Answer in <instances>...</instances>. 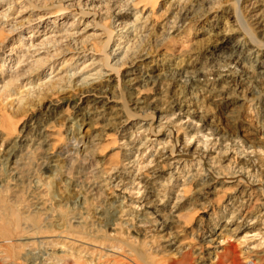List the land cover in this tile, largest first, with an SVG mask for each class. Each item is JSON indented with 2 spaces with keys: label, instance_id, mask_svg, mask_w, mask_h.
Here are the masks:
<instances>
[{
  "label": "rangeland",
  "instance_id": "rangeland-1",
  "mask_svg": "<svg viewBox=\"0 0 264 264\" xmlns=\"http://www.w3.org/2000/svg\"><path fill=\"white\" fill-rule=\"evenodd\" d=\"M138 1L16 0L12 18L18 29L11 34L1 30V22L13 0L0 1V38L5 35L0 53L17 47L21 60L24 49L50 35L47 29L59 12L68 16L58 19V26L74 22L79 33L76 42L63 40L55 57L48 56L53 52L47 45L48 54L35 58L46 63L32 65L27 78H18L0 97V264H264V52L249 54L250 46L244 52L238 48L248 59L245 68L244 62L237 67L239 74L244 79L251 72L256 81L247 86L228 78L229 84L221 83L213 95L201 91L194 103L203 117H172L176 123L164 130L161 125L167 121L157 119L171 96L183 102L189 91L170 81L171 74L207 63L198 75L203 88L205 79L229 75L223 59L245 40L235 24L236 9L264 47V0H158L156 7L148 0L135 7ZM184 8L188 12L177 20ZM20 10L25 13L18 14ZM175 21L180 30L168 35ZM136 27L143 29L139 53L124 61L110 58L126 39L119 40L136 33ZM132 70L140 78L134 99L159 102L135 110L121 86L114 83L115 92L107 87L109 80ZM75 73L81 76L73 77ZM224 93L231 96L223 105L213 102ZM97 94L114 101L111 110L103 108L106 99L88 107L86 102ZM87 110L93 114L87 121L92 125L79 128L81 137L92 143L83 158L75 152L82 146L76 122ZM132 114L140 117L139 124L123 130ZM21 136L35 142L20 146L16 141ZM205 140L212 159L201 161L195 149ZM188 142L194 148L184 153ZM173 151L179 161L200 165L219 183V191L209 198L208 214L186 206L171 215L170 202L160 215L178 242L165 249L156 217L147 210L158 199L148 192L160 193L171 176L160 156ZM11 152L18 164L9 172L3 166ZM249 159L261 168L258 184L231 172L236 163ZM237 182L252 197L243 198L247 207L234 214L236 206L226 207V199ZM138 189L145 193L139 204Z\"/></svg>",
  "mask_w": 264,
  "mask_h": 264
},
{
  "label": "bare ground",
  "instance_id": "bare-ground-1",
  "mask_svg": "<svg viewBox=\"0 0 264 264\" xmlns=\"http://www.w3.org/2000/svg\"><path fill=\"white\" fill-rule=\"evenodd\" d=\"M0 1H3V0H0ZM112 1L118 2V0H112ZM147 1L148 0H139L138 3L135 5V7H137L141 4H145V2H147ZM152 1H154V2L150 3L151 6L156 7L158 4V0H152ZM186 1H188V0H186ZM240 1L241 0H237V4H239ZM15 2H16V0H13V2L11 3L13 5L9 6L7 9H4L5 12L3 11L4 15L2 16V22H1L2 29L1 30L6 31L8 34L14 33L18 29V28H16V24H17V21H15L16 18H12L14 15L12 13L14 11V7L16 6ZM65 2H69V0H65ZM72 6L73 5L70 4V6L68 8H72ZM187 12H188V9H186V8L181 10V13L179 14V18L177 20H180L181 16L186 15ZM24 13H25V10H20L18 14H24ZM235 14H236V17H235L236 23L235 24H237L240 31L244 34L243 36L245 37V40H243V39L240 40L238 43H240L242 45L237 46L235 49L231 50V54L228 57L223 59L222 67H225L229 71V75L219 74V75L215 76L213 79H211V78L205 79L207 81L205 82V87L203 88L202 85L199 84L200 78L198 77V75L200 74V71L202 70L201 68L208 66L207 63L203 64L202 67L199 69H195L196 64L193 63L192 65L187 66L189 68L188 71L180 72V70H179V71L171 74L169 76L170 81H174L175 83H178V84L181 83L183 86H185V88H188L189 91L187 93V96H185V95L183 96V98H184L183 102H180V98L177 99V98H174L173 96L170 97L171 100L169 102L168 107L166 108V112H164V113L160 112L159 113L160 118H159V116L157 117V119H159L161 124L163 121H167L166 126L161 125V130H164L167 126L169 127V125L176 123V122L173 123V121L171 122L172 117L179 116V117H186L188 119H192V118H196V116L198 117L199 114H201L200 116L203 117L204 114H203V112H201L200 106H198L197 104L195 105V103H194L195 96H198L202 92L204 95H205V92L207 95H211V94L213 95L215 93L216 87H219L221 85V83L228 82V78L231 79V81L235 80L236 82H237V80L241 79L240 80L241 82H238V84H241V85L245 84L247 86L251 85V83L256 81V80H254L253 73H251V72L245 73L244 79L241 76V74H239L240 71L237 70V67H240V65H242L243 62L245 63V61H248V59H245L244 57H242V54L237 53V51H238V48L241 47V51L244 52L243 47L250 46L251 49L249 51H247L249 54L261 53V52H264V47H262V44L260 43L261 41L256 36V33L252 30V28L249 25H247V23L245 22V19L242 18L243 17L242 12H241V10H239V8L235 10ZM59 16H63V17L60 18ZM67 16H68V12H66V11H64L62 13L59 12V14L56 17H54L55 19L53 20V23H52L53 27L51 29H47L48 33L51 32L50 35L45 37V39L42 42H40L38 44H33V45L31 44L28 49H24L23 55L21 56V60L18 59V56H19L18 53L20 52V49L17 47L11 48V49H9V51L3 50L0 53L1 54V56H0V85L2 84L0 86V97L2 96L3 92L8 88V86H10V84H13L14 81L19 80L18 78H20L21 76H24L22 79L27 78L26 77L28 75L27 73L29 71H32V69H33L32 65L38 64V61L42 60V58L39 60L38 59L35 60V58H37L43 54H48V52L46 53V50H45L47 45H49L51 47V49H52L51 52H53L52 55L49 54L48 56L49 57H55L60 52L59 48H60V44L63 43V40H66V41L70 40L72 42H76V39H78V37H79V33L76 32V29L74 27V22L71 23V25L67 26V27H66V25L64 26V23L59 25V26L57 24L58 19H65ZM19 17H21V15ZM138 20H139V18L136 19V22ZM177 22L178 21H175V23L173 24L172 27H168V30H167V31H169L168 35H172L175 32H179L180 26L178 25ZM170 30L174 31V32H170ZM134 32H136L137 35H135L136 33H131V35H126L119 40L121 42L123 39H126L125 42H121V45L118 46V49L116 51H113L112 55H109L110 58L118 59V60L121 59L124 61L125 59H129L133 55H136L139 53L140 47H142V43H143L142 42L143 41L142 40L143 35L139 36V34L143 32V29L136 27ZM134 36H135V38H134V40H132L131 38ZM1 37L2 38H0V43L3 42L5 35L2 34ZM244 41H246L248 43H246ZM120 57H122V58H120ZM39 63L43 64V63H46V61L43 63L41 61ZM6 64H8L7 68H6ZM34 66L37 67L38 65H34ZM89 66L90 65L84 66L83 69L81 70V73H84L89 68ZM233 66L235 67V69H232ZM245 67H246V63L244 64L243 68H245ZM111 69L115 70V68L112 66L110 67V70ZM78 76H81V74L75 73L73 75V77H78ZM116 78L117 79L109 80L108 81L109 86H107V87L109 89H112L113 92H115L118 89L117 86L118 87L121 86L127 95L128 103H131L132 106H134L135 110L140 109L143 106L145 107V106H148L150 104H155L156 102H159L160 99H155V100L151 101V103L145 102L144 100H141L138 97H135L136 99H134L132 92L137 91V86L140 84V81H139L140 78L136 77L135 72L133 70L126 72L125 74L121 75L120 77L116 76ZM145 79H148L151 82H153V80H154L152 78H145ZM182 80H184V81H182ZM229 82L226 84H229ZM114 83L117 84V86H115ZM236 85H237V83H236ZM229 96H231V94L225 95V93H224V95L221 98H220V96H218V99L216 98V100H213V102H218V103L220 102L223 105V103H225L228 100ZM213 98H214V96H213ZM105 99H106L107 104L104 105V107H103L104 110H106V111L111 110L110 107L108 109V106H110L111 104H114V101L109 99V98H104L98 94L93 95V98L88 100L86 103L88 104V107H89V105L91 107V104H93L92 106H96V105L101 104L103 102V100H105ZM199 109H200V111H199ZM232 113H233V111H232ZM92 115L93 114H91V112L87 110L86 114H84L82 117L83 119L77 120V122H76V124L78 125V127H77L78 133L76 134V137L78 138V140L82 144V146L78 147L75 150V152H77L83 158H85V157L87 158V155H89V153H90L89 150L91 147L90 144L92 142H90L89 140H86L87 138H84L83 136L81 137L80 132L82 130L79 127L81 126V128H82V126H88V125H89V127H91L92 124L91 125H90V123L88 124L87 121H89V122L92 121V119L90 118ZM100 116H101V114H100ZM228 118L230 120L231 118H233V116L228 115ZM139 119H140V117L135 115V114L130 115L128 117L129 123H127V125H125L123 127V130H125L129 125H132V126L138 125L139 123H137V122H139ZM80 123H81V125H79ZM228 123H231V122L228 121ZM16 126L17 125L15 124L14 127H16ZM25 129H26V127L21 129L20 133L25 132ZM205 138H209V137L205 136ZM17 141H16V144H19L20 146H24L26 144V142H29V143L35 142V140H29V138H27L25 136L19 137ZM191 143L190 142L184 143V145H183V146H185L184 153L186 152L185 150H187L186 148L191 147V146H192V149L194 148V146L191 145ZM40 144H42V143H40ZM198 144L199 145L196 147L195 150H196V152L198 151L197 155L200 158V160L204 161L205 159H212L211 158L212 150L209 148V141L205 140V142H203V143H200V141H199ZM27 145H29V144H26V146ZM11 151H13V149ZM13 152H15V151H13ZM13 152L8 153L7 158L4 160V166H3L4 168L3 169L6 171L8 170L9 172H12L14 170V167L12 168V165L16 166L18 164V162L13 160V159H15V153H13ZM70 156H72V154H68L67 158H69ZM176 157H177V155H176V152H174V151L169 156H166V154L162 153L160 158L164 160V162H165L164 166L168 167L169 170H171V174H170L171 176L168 178L167 182L162 186L163 189H161L160 193L155 195L154 193H152V191L148 192L149 195L155 196L158 199L157 204L151 205L150 207L147 208V210L149 212L151 210L150 213L156 217L155 221H156L157 225L161 228V230L159 231L160 232V239L163 241L162 245H165V246H162V248H165V249L173 248L176 245V243L178 242L177 241L178 237L175 236L176 232H172L174 229H171L169 226L170 224L167 223V220H165V218L160 215V213L163 212V210L169 206L170 202L174 201L173 207L171 210V215H174L175 213L180 211L181 208L186 207V206H188L189 208L191 207V208H195V209H196V207L202 208L204 213L206 212V214H208L210 212V210H212V207H210L211 204H210L209 198L216 196V193L219 191V189H218L219 183L216 181L213 182V179H211L210 177L205 175L204 172H202L203 169H201L199 167L200 165L198 166L196 164L184 163V162H181V160L179 161L178 159H176ZM52 159L55 160L54 157ZM156 161L157 160H154L153 162H156ZM234 161H235V159H234ZM214 162L210 166L214 167L215 166L214 164H216ZM156 165L158 166V162L156 163ZM156 165L154 167H156ZM147 167H149V166L147 165ZM147 167H145V169ZM54 168L58 169V166H55ZM231 170H232L231 172L234 173V177L235 176H241L244 179L246 178L250 181L251 184H258V183H260V181L262 182V180L257 182L260 179L259 175H262L261 168L256 164V162L251 161V159H249L247 161H243V163H238V164L236 163V165L233 166ZM253 171L255 172V174L254 173L252 174ZM256 172L259 173L258 176H256ZM219 174L222 175L220 172H219ZM184 176H185V178H184ZM263 178H264V175H263ZM248 185H249V183H248ZM263 185H264V183H263ZM231 188H232L231 190H233L234 194L231 192L233 195L230 198L228 197L226 199V203H228L226 205V207L229 206L233 209V207L236 206V209L235 208L233 209V212L235 214L236 212H240L243 210V208L247 207L246 201L243 200V198L251 199L252 192L251 191L249 192V190L245 191L243 189V186L240 184V182L233 183ZM136 191H137V195H139V197H140V200H136L137 203L139 204V202L144 199L145 193L144 194L140 193L139 189ZM148 191H150V190H148ZM229 192H228V194H229ZM140 195H142V196H140ZM241 196H243V197L239 199V197H241ZM204 200L209 201V203L208 202L203 203ZM261 207H263L262 210H264V203ZM145 208H146V206H145ZM195 213H196V210H195ZM191 219H193V218L191 217ZM207 242L211 243L212 241H207ZM219 264H221V263H219ZM250 264H256V263L251 261Z\"/></svg>",
  "mask_w": 264,
  "mask_h": 264
}]
</instances>
